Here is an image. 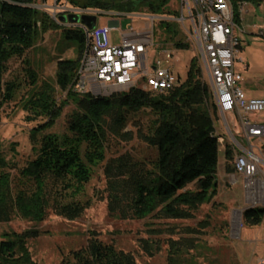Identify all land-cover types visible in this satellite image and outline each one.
<instances>
[{"label": "trees", "instance_id": "1", "mask_svg": "<svg viewBox=\"0 0 264 264\" xmlns=\"http://www.w3.org/2000/svg\"><path fill=\"white\" fill-rule=\"evenodd\" d=\"M38 1L46 3L47 0H0V88L4 87V98H12L18 88V84L3 80L6 62L22 55L40 34L61 28L66 39L77 43L78 55L74 59H58L54 84L42 82L39 89L29 90L24 99V109L32 119H45L32 130V133L41 135L37 155L21 170L26 181L31 180L35 188L22 187L12 194L8 176L0 174V213L4 210L5 199L12 195L17 211L36 221L44 216L49 196L57 214L69 218L79 215L83 206L78 202L61 200L62 190L58 192L60 199L47 193L45 179L58 181L65 192L77 191V187L90 179L91 166L104 159L106 117L112 118V130L116 132L124 125L128 114L149 109L154 120L150 131L140 134V137L155 149V157L149 161L148 167L142 165L134 168L137 172L132 177L128 212L115 213V216L135 219L148 216L158 219L191 218L201 204L216 194L217 185L218 140L213 121L218 111L202 66L196 58H192L185 76L181 78L177 72L178 84L167 92L134 88L110 96L78 95L71 90V85L86 45L84 32L80 28L62 27L45 10L35 7ZM63 1L73 7L97 11L143 10L158 17L169 12L166 8L169 0ZM231 1L237 21L236 2L260 3L263 0ZM159 23L169 38L178 34L174 22L160 19ZM174 47L183 50L189 44L177 40ZM30 77L31 84H34V75ZM67 102L75 106L69 117L68 132L61 135L44 133ZM223 155L226 170L234 171L229 162L234 159L235 152L228 143L224 145ZM126 165L121 162L119 167ZM189 185H194V188H187ZM242 218L244 222L259 224L264 219V207L246 208ZM161 231L159 228H149L148 233L154 235ZM37 233L32 230L2 234L0 264H37L26 245L27 239ZM139 245L149 256L160 248L156 240L143 238L139 239ZM194 247L191 241L183 238L169 239L167 264H196L193 258L187 257L189 249ZM71 256L72 261L63 260L61 264H136L131 253L117 250L113 244L103 243L96 236H91L86 246L71 252Z\"/></svg>", "mask_w": 264, "mask_h": 264}, {"label": "rangeland", "instance_id": "2", "mask_svg": "<svg viewBox=\"0 0 264 264\" xmlns=\"http://www.w3.org/2000/svg\"><path fill=\"white\" fill-rule=\"evenodd\" d=\"M57 3L60 7L69 5L63 0H47L46 3L38 1V8L52 16ZM166 8L169 12L164 13L161 19L174 22L178 34L169 38L160 26V19H154L153 46L148 54L149 66L153 65L152 60L164 43L175 51L174 69L183 78L192 58H196L201 66L202 63L189 24L175 19L180 15L179 0H169ZM151 16L143 10L125 11L121 14L96 13V26H107L110 21H118V26L108 34L110 43L117 45L120 43V34L128 26L138 32L147 31ZM61 26L67 27L64 24ZM177 40L188 43L189 47L177 50L174 47ZM259 42H253L248 48L244 45L238 49L237 59L240 62H236V67L241 69L244 79L239 86L249 96L261 93L264 97V39ZM77 55V43L66 39L64 31L57 28L40 34L37 41L22 55L14 56L6 62L3 80L18 84V88L10 99L4 98V87L0 88V174L8 176L7 182L12 194L22 187L30 190L35 188L31 180L26 181L21 170L37 155L41 135L32 133V130L45 122L43 117L32 119L28 115V111L24 109V99L29 90L39 89L42 82L54 84L58 59H74ZM243 65L247 66L245 71L241 68ZM31 74L34 75V84H31ZM74 108L71 102L63 105L59 115L44 133L66 134ZM153 120V113L149 109H142L128 114L124 125L114 132L112 118L106 117L104 159L91 166L90 179L77 187V191H66L68 193L58 181L51 178L44 181L47 193L60 199L58 192L62 190L61 200L82 205L80 214L73 218L57 214L49 196L44 216L36 221L22 216L14 206V197L9 195L3 203L4 210L0 213V237L4 233L18 234L36 230L37 235L27 239L26 245L32 260L37 264L72 261L71 252L85 247L91 236H96L103 243L113 244L117 250L131 253L136 264H167L169 239L181 238L194 244L195 247L189 249L187 257L193 258L196 264H257V259L264 253V219L259 224L243 221V210L250 203L244 194L242 176L235 171L226 170L223 151L224 145L230 143L219 112L214 115L213 121L214 134L218 140V164L215 173L216 194L211 200L201 204L193 216L187 219L115 216V213L128 212L127 202L132 189V177L137 172L135 169L142 165L148 167L149 161L155 157V149L140 137V134L150 131ZM121 162L128 165L121 168ZM229 165L233 166V160ZM262 170L264 173V166ZM187 188L193 189L194 185ZM237 211L240 214L238 227L234 224ZM149 228H159L162 231L153 235L148 233ZM142 238L156 240L160 245L159 250L149 256L139 245V239Z\"/></svg>", "mask_w": 264, "mask_h": 264}, {"label": "built area", "instance_id": "3", "mask_svg": "<svg viewBox=\"0 0 264 264\" xmlns=\"http://www.w3.org/2000/svg\"><path fill=\"white\" fill-rule=\"evenodd\" d=\"M180 15L177 21H187L193 33L204 76L212 91L217 111L223 118L230 134V146L234 150V171L243 178V190L248 208L264 206V177L259 174L262 158L250 145L251 138L264 137V123H252L248 116L264 111V98L248 97L239 86L242 74L234 67L240 46L237 31L240 29L234 18L231 0H179ZM186 11V15H184ZM117 13L80 9L70 5L55 6L51 18L67 27L78 26L83 30L86 45L74 76L71 90L76 94L110 96L116 93L140 89L151 92H167L178 84L174 69L175 51L161 46L149 66V50L153 46L154 19L150 17L147 31L138 32L128 26L120 34V43H110L108 34L118 26V21H110L107 26L88 29L78 23L61 22L59 16L71 14ZM262 34V33H261ZM152 69V70H150ZM233 115L229 124L226 115ZM236 122L242 133L237 139ZM247 142V146L243 144ZM264 150V146L262 147ZM262 150V149H260ZM264 264V253L257 259Z\"/></svg>", "mask_w": 264, "mask_h": 264}, {"label": "crops", "instance_id": "4", "mask_svg": "<svg viewBox=\"0 0 264 264\" xmlns=\"http://www.w3.org/2000/svg\"><path fill=\"white\" fill-rule=\"evenodd\" d=\"M235 7L237 8V23H238V26L240 28L236 32L239 39H240L239 48H242L244 45H247V48H248L251 46V44L253 42L262 41L264 39V0L261 1L260 3H254L251 1H239V2H236ZM259 43H261V42H259ZM237 58H238V52L236 55L234 67L237 71H239L242 74L241 69H238L236 67V62H240V60H238ZM241 68H242V70L245 71L247 69V66L243 65ZM242 78H243V76H242ZM243 81H244V79H242V82ZM243 91L245 92V94L248 97L264 98L261 93L257 94V95L249 96L247 94L246 90L243 89ZM251 116L255 117L256 119L255 118L251 119V117L249 115L248 119L250 122H252V123H264V119H263L264 118V111H261V112L255 113V114H251ZM226 120L229 124H231L234 120L233 115L227 114ZM224 125H225V123H224ZM226 130H227V128H226ZM235 130L237 132L235 134L237 136V139H239V140L242 139V133H241L240 128L238 126V122H236V128L234 129V132H235ZM227 132H228V130H227ZM228 135H229V139H230L229 132H228ZM243 144L247 146V142L246 143L243 142ZM249 144L254 146L255 152L262 158V162L260 163V166H259V174L261 175V173L263 172L262 167L264 166V150L262 148L264 146V137H262V138H251ZM260 149H262V150H260ZM233 161H234V159H233ZM261 176H264V173H262Z\"/></svg>", "mask_w": 264, "mask_h": 264}, {"label": "water", "instance_id": "5", "mask_svg": "<svg viewBox=\"0 0 264 264\" xmlns=\"http://www.w3.org/2000/svg\"><path fill=\"white\" fill-rule=\"evenodd\" d=\"M35 7H38L36 5ZM59 20L61 22H69L72 24H78L81 23L85 25L88 29H93L96 25V15L95 14H71L68 15L67 17L65 16H59Z\"/></svg>", "mask_w": 264, "mask_h": 264}, {"label": "bare ground", "instance_id": "6", "mask_svg": "<svg viewBox=\"0 0 264 264\" xmlns=\"http://www.w3.org/2000/svg\"><path fill=\"white\" fill-rule=\"evenodd\" d=\"M239 223H240V214L237 211V213L235 214V217H234V224H235L236 227H238Z\"/></svg>", "mask_w": 264, "mask_h": 264}]
</instances>
